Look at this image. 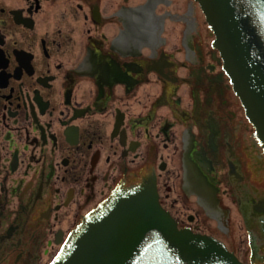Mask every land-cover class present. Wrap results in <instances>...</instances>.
I'll return each mask as SVG.
<instances>
[{
	"label": "flooded vegetation",
	"instance_id": "flooded-vegetation-1",
	"mask_svg": "<svg viewBox=\"0 0 264 264\" xmlns=\"http://www.w3.org/2000/svg\"><path fill=\"white\" fill-rule=\"evenodd\" d=\"M197 7L0 0V264H50L147 182L179 230L264 264V151Z\"/></svg>",
	"mask_w": 264,
	"mask_h": 264
},
{
	"label": "water",
	"instance_id": "water-1",
	"mask_svg": "<svg viewBox=\"0 0 264 264\" xmlns=\"http://www.w3.org/2000/svg\"><path fill=\"white\" fill-rule=\"evenodd\" d=\"M264 149V0H195ZM154 186L120 191L68 238L51 264H240L216 240L178 231Z\"/></svg>",
	"mask_w": 264,
	"mask_h": 264
},
{
	"label": "rangeland",
	"instance_id": "rangeland-1",
	"mask_svg": "<svg viewBox=\"0 0 264 264\" xmlns=\"http://www.w3.org/2000/svg\"><path fill=\"white\" fill-rule=\"evenodd\" d=\"M170 28V25H169V23L167 22V23H165V29H166V32H167V29H169ZM242 232L240 233L239 232V234L237 235V239H236V242L238 243V241L242 238ZM242 241H243V239H242Z\"/></svg>",
	"mask_w": 264,
	"mask_h": 264
}]
</instances>
